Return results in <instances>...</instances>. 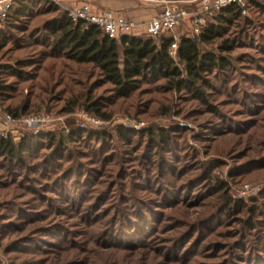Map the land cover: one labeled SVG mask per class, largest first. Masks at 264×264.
<instances>
[{
  "label": "rangeland",
  "instance_id": "1",
  "mask_svg": "<svg viewBox=\"0 0 264 264\" xmlns=\"http://www.w3.org/2000/svg\"><path fill=\"white\" fill-rule=\"evenodd\" d=\"M30 1L1 23L0 135L23 143L0 155V264H264V0L200 44L228 63L200 95L147 76L126 96L54 48L55 8L82 4Z\"/></svg>",
  "mask_w": 264,
  "mask_h": 264
},
{
  "label": "trees",
  "instance_id": "2",
  "mask_svg": "<svg viewBox=\"0 0 264 264\" xmlns=\"http://www.w3.org/2000/svg\"><path fill=\"white\" fill-rule=\"evenodd\" d=\"M28 3L31 1L22 0L15 7V2L1 23L10 16H24L29 8ZM58 9L55 8L58 15L48 27L55 40L54 48H64V54L77 63L92 64L113 85L118 96L131 93L138 87L139 81L147 76L164 77L168 79L170 87L185 88L200 95L199 87L207 82L203 75L209 70L228 65L223 57L202 50L200 44L217 37L224 24L240 13L236 3L221 7L216 16L219 23H203L200 32L193 38L185 32L176 35L172 31L161 32L157 37L144 32L146 35L124 33L110 38L98 25L82 19L74 20L66 11ZM4 33V27L0 24V38ZM173 42H176V50L171 54L170 45ZM228 47L227 44L221 45V48ZM6 89L7 85L0 84V99ZM10 112L16 115L15 110ZM158 136H161V142L169 144L168 134L161 132ZM22 143L15 145L0 135V155H17Z\"/></svg>",
  "mask_w": 264,
  "mask_h": 264
},
{
  "label": "built area",
  "instance_id": "3",
  "mask_svg": "<svg viewBox=\"0 0 264 264\" xmlns=\"http://www.w3.org/2000/svg\"><path fill=\"white\" fill-rule=\"evenodd\" d=\"M154 5H158L160 11L153 15L144 23L136 22L130 17L115 14L112 12H93L87 3L69 10L68 15L76 20L82 19L87 22L98 25L103 29L105 34L110 38H116L120 34L133 33L139 27H142L144 32L157 37L164 31H173V29L186 21L189 18L190 26L186 35L190 38L195 37L200 32V27L204 23L203 15L208 14L212 10H218L229 4H239L241 0H199L200 7L198 10L187 11L179 7L172 0H143ZM14 0H0V24L7 16L9 8ZM176 50V42L170 45V53L174 54ZM12 115L8 112L0 114V125L7 124L12 120ZM23 124L26 127H33L38 122H41L39 117L28 116L23 118Z\"/></svg>",
  "mask_w": 264,
  "mask_h": 264
},
{
  "label": "crops",
  "instance_id": "4",
  "mask_svg": "<svg viewBox=\"0 0 264 264\" xmlns=\"http://www.w3.org/2000/svg\"><path fill=\"white\" fill-rule=\"evenodd\" d=\"M63 2L69 6L87 3L93 12H112L115 14H121L130 17L131 19L139 23L148 21L153 15L157 14L160 11L158 5H154L143 0L139 1L142 5L139 4L138 6L136 2V5L134 4L135 7H133V5H128V0H63ZM145 5H147L148 8L145 7ZM139 9L142 11L149 9L150 11H153V13L148 15L145 20H141L142 18H137V12L139 11Z\"/></svg>",
  "mask_w": 264,
  "mask_h": 264
}]
</instances>
